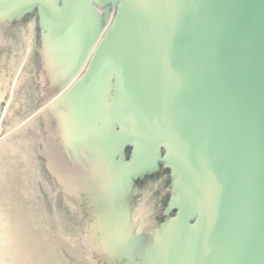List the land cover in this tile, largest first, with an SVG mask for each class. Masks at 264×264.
<instances>
[{
    "label": "water",
    "instance_id": "water-1",
    "mask_svg": "<svg viewBox=\"0 0 264 264\" xmlns=\"http://www.w3.org/2000/svg\"><path fill=\"white\" fill-rule=\"evenodd\" d=\"M0 264H264V0H0Z\"/></svg>",
    "mask_w": 264,
    "mask_h": 264
}]
</instances>
